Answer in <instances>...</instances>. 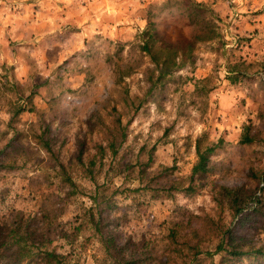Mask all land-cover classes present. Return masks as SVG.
<instances>
[{
	"label": "clouds",
	"instance_id": "1",
	"mask_svg": "<svg viewBox=\"0 0 264 264\" xmlns=\"http://www.w3.org/2000/svg\"><path fill=\"white\" fill-rule=\"evenodd\" d=\"M0 264H264V0H0Z\"/></svg>",
	"mask_w": 264,
	"mask_h": 264
}]
</instances>
